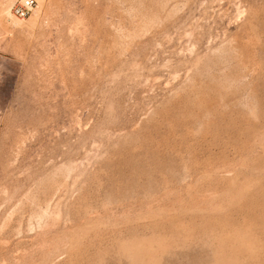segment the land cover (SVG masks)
<instances>
[{
    "label": "rangeland",
    "instance_id": "1",
    "mask_svg": "<svg viewBox=\"0 0 264 264\" xmlns=\"http://www.w3.org/2000/svg\"><path fill=\"white\" fill-rule=\"evenodd\" d=\"M0 0V264H264V0Z\"/></svg>",
    "mask_w": 264,
    "mask_h": 264
},
{
    "label": "built area",
    "instance_id": "2",
    "mask_svg": "<svg viewBox=\"0 0 264 264\" xmlns=\"http://www.w3.org/2000/svg\"><path fill=\"white\" fill-rule=\"evenodd\" d=\"M37 5V0H16L11 10L13 14L21 19L27 18Z\"/></svg>",
    "mask_w": 264,
    "mask_h": 264
}]
</instances>
